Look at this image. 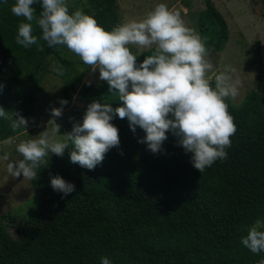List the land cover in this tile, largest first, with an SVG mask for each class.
Masks as SVG:
<instances>
[{
    "label": "trees",
    "instance_id": "16d2710c",
    "mask_svg": "<svg viewBox=\"0 0 264 264\" xmlns=\"http://www.w3.org/2000/svg\"><path fill=\"white\" fill-rule=\"evenodd\" d=\"M12 3L0 0V107L19 112L29 128L35 121L33 93L44 59L51 56L63 68L72 62L60 55L65 47H48L39 29L34 35L43 51L17 44L19 19L10 12ZM203 3L196 16L197 33L216 53L227 41V26L211 0ZM91 6L89 15L99 25L106 30L116 26V0H91ZM34 7L38 14L39 3ZM149 54L136 53L137 64ZM80 63L81 71L60 76L62 97L67 100L76 92L83 103L66 124V133L74 122L82 123L93 100L121 106L105 81L80 83L89 69ZM261 76V89L249 90L237 106L227 101L236 125L228 156L203 173L171 132L162 151L154 154L138 142L146 133L139 126L133 132L128 120L119 117L111 122L119 129L120 145L94 170L70 161L71 145L62 157L51 154L48 165L38 171V185L44 172L49 179L59 175L75 191L65 196L51 186L42 189L40 205L24 227L3 212L1 218L14 227L15 235L0 224V264H100L101 257L111 264H258L264 252L252 253L241 238L257 219L264 221V65ZM23 130L13 132L10 121L0 117V140Z\"/></svg>",
    "mask_w": 264,
    "mask_h": 264
},
{
    "label": "clouds",
    "instance_id": "9594fccd",
    "mask_svg": "<svg viewBox=\"0 0 264 264\" xmlns=\"http://www.w3.org/2000/svg\"><path fill=\"white\" fill-rule=\"evenodd\" d=\"M38 3L41 11L37 14L34 5ZM10 12L19 19L17 44L24 48L37 45V50L43 51L34 35L39 29L40 39L48 47H66L91 72L98 70L99 80L108 84V92L115 94L121 105L113 108L93 100L82 123L74 122L72 130L64 135L59 134L60 125L56 123L62 107L52 108L48 122L52 127L16 144L20 158L7 164L12 177L37 179L50 155L62 157L70 145V161L94 170L111 148L120 145L119 129L111 122L114 117L126 118L133 132L139 126L146 135L138 142L146 143L154 154L162 151L168 139L166 133L171 132L178 145L192 154L191 162L200 173L217 160L227 159L226 149L236 132L227 101L239 95L241 81L232 66L223 71L214 67L208 59L205 39L185 25L178 11L159 3L143 18L111 30L99 25L82 8L70 12L68 0H13ZM130 46L150 54L137 64L138 56ZM52 71L64 75L62 65H54ZM66 104V100L61 101L62 106ZM0 117L10 121L13 132L29 126L19 112L0 107ZM5 142L11 143V138ZM3 159L9 160L8 155ZM50 184L65 196L75 191V186L59 175L51 177ZM246 232L242 245L254 254L264 252V221L257 219ZM100 264L111 261L101 257ZM258 264H264V259Z\"/></svg>",
    "mask_w": 264,
    "mask_h": 264
},
{
    "label": "rangeland",
    "instance_id": "374dc122",
    "mask_svg": "<svg viewBox=\"0 0 264 264\" xmlns=\"http://www.w3.org/2000/svg\"><path fill=\"white\" fill-rule=\"evenodd\" d=\"M211 2L226 23L228 38L221 51L214 53L208 50V59L220 71L229 65L236 69L235 75L241 81L239 95L229 99V102L237 106L249 90L262 88L264 0H211ZM159 3L166 4L170 10L178 11L185 25L197 33L196 16L204 8L203 0H116V26L129 20L143 18ZM68 4L70 12L76 8H82L86 14L94 12L91 0H68ZM130 49L133 54L139 53L135 46H130ZM60 55L72 62L70 68H63L68 75L72 73V70L79 72L83 69L80 59L66 47L60 50ZM57 64L61 65L51 56L44 59V71L40 76L38 89L33 93L34 125L10 137L11 143L5 142L9 138L0 140V224L11 236L15 235L14 227L1 218V214L9 212L15 218V225L24 227L27 216L35 212L40 205L41 190L51 186L49 173L41 174L42 183L39 185L37 179L30 181L22 175L14 178L8 173V162L20 158L15 151L16 144L21 140L34 139L46 130L52 118V108L62 107V116L56 118V123L60 125L59 134H66V124L72 119L73 112L83 107L76 92L71 93L67 100L62 97L63 81L60 75L52 71L53 66ZM98 77L99 71L93 73L89 68L80 83L89 84L90 81V84H97L101 81ZM78 87L79 85L76 89ZM62 100H66L67 104L62 106ZM48 127L51 128V124ZM57 139L62 137L57 136ZM5 155H8L9 160L3 159Z\"/></svg>",
    "mask_w": 264,
    "mask_h": 264
}]
</instances>
